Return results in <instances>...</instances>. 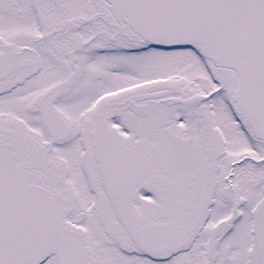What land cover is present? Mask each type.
Listing matches in <instances>:
<instances>
[{"label": "snow or ice", "instance_id": "obj_1", "mask_svg": "<svg viewBox=\"0 0 264 264\" xmlns=\"http://www.w3.org/2000/svg\"><path fill=\"white\" fill-rule=\"evenodd\" d=\"M0 264H264V0H0Z\"/></svg>", "mask_w": 264, "mask_h": 264}]
</instances>
